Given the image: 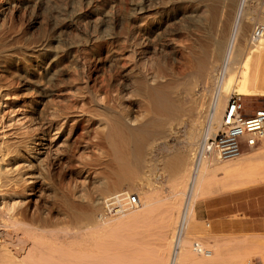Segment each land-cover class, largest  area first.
<instances>
[{"label": "bare ground", "instance_id": "6f19581e", "mask_svg": "<svg viewBox=\"0 0 264 264\" xmlns=\"http://www.w3.org/2000/svg\"><path fill=\"white\" fill-rule=\"evenodd\" d=\"M259 2L0 0V264H220L218 243L192 241L190 211L214 185L264 181V161L251 162L264 142L196 168L192 155L229 94L264 95L250 74L264 55V35L249 33ZM176 134L185 146L163 161L177 181L162 199L182 205L151 262V239L137 235L150 197L110 216L103 200L138 189L151 148L171 149Z\"/></svg>", "mask_w": 264, "mask_h": 264}, {"label": "rangeland", "instance_id": "374dc122", "mask_svg": "<svg viewBox=\"0 0 264 264\" xmlns=\"http://www.w3.org/2000/svg\"><path fill=\"white\" fill-rule=\"evenodd\" d=\"M241 1H244V0H241ZM261 1H263V0H258L259 4L257 6V9L255 10L254 17L252 20V24H251V27L249 29V33L252 30L253 25L255 23L261 21V19L264 18L263 14L260 10ZM241 8H242V6H241ZM236 20L238 21L239 19H236ZM258 60H259V64H258ZM220 66H221L220 63H218L216 65V67H218V68ZM235 66L238 67L239 64H235ZM187 70H189V69H182L180 71V73H185V72H187ZM257 73L260 75V77L264 76V55L260 54L258 52H254L253 55L251 56V59H250V74H251L252 80L254 79V77L256 76ZM219 74L220 75L222 74V70L219 71ZM219 74L217 73V75H219ZM220 75L218 76L219 78H220ZM217 81L219 82L220 79ZM242 100H243L245 112L248 114L252 113L254 110L259 109V108L264 109V95L263 96L248 97V98L242 97ZM178 135L179 134L173 135L170 138V142H173V147L169 150H167L165 147H162V146L151 148L152 152L148 156V159H149V164L152 166H151V168H149V170H147L148 169L147 168L145 170V173L141 175V179L138 180V183H139L138 189L130 190L129 188L126 187V189L129 190L128 193H137L138 197L142 201H145L147 199V197H150V199H151L152 204L147 206V209H144V214L147 215V218L144 221L145 224L143 223L142 226L138 227L139 233L137 234L138 236L143 235V237L146 240L151 239V244H149L150 240L147 241L148 242L147 244H149L151 246V249H152V251L149 250L150 253L148 252L149 255L151 254L150 255L151 257L148 255L149 260H150V258H152L151 262H152V260H155V259H153V257L155 254H157L156 252H158V249H159L160 240H158V237H159L158 232L161 231L160 230L161 224L164 221V217L168 214H171L173 219L175 218V221H176V219H177L176 217L178 216L180 207L182 205L181 204L182 201H181L178 209L176 210V207L174 208V203H173L174 199L173 198H163L162 199L163 196H168L170 194V191L172 192L174 190V186H172V184L174 185L176 183L175 181H177V180H175V181L173 180V179L177 178V176L174 178V176H175L174 174H176V173L174 171H173L174 173L172 172V174H171V172H167L170 169L168 170V167L166 166L167 164H164L163 161H165L166 158L172 157L173 154H175V152L178 151V149L184 148L185 144L179 140V139H182L181 138L182 134L179 135V137L181 136L179 139L177 138ZM263 142H264L263 138L260 139L256 143L255 147L256 146L260 147ZM246 149L248 150V148H246ZM241 156L242 155H239L238 158ZM261 157L262 156L258 157L256 160L251 159V162L256 163L257 161L259 162L260 160L264 161V159H263L264 156L262 157V159H261ZM246 161H248V160H246ZM96 170L97 169L93 168L90 173L92 175L98 173L99 171H96ZM69 177L70 178H67V179H68V181H71L72 179H74V174H71ZM146 179L150 180L151 183L145 182ZM66 180H65V183H67ZM263 182L264 181H262V180H259V181L254 182V183H248V182L243 183V182L237 181V183H235V185L231 184V186L234 188V189H231V191L239 189V188L247 187L250 185L258 184V183H263ZM214 186H212V188L210 190V192L213 191L211 193L212 195H209L210 194V192H209L206 195L207 197L203 196L201 198V200L212 197L214 195H217V193L214 192V190H215ZM172 187H173V189H172ZM79 188L80 189H78L79 190L78 193H80L85 198L88 196L94 195V193L98 190L95 182L94 183H92V182L86 183L83 187H79ZM215 188H216V186H215ZM122 191H126V190L123 189ZM220 192L221 191H219L218 194L230 192V190L225 191V192H221V193ZM107 195H110V194H107ZM201 200H197L194 203V205ZM85 205H86V208H88V209L90 208L89 210H91L93 208V206H91L90 204H85ZM106 214H108V213H106ZM108 215L110 216L111 214H108ZM148 217H149V219H148ZM189 217H190L191 221L188 224L187 231L190 233H195V235H193L194 237H192V241H196V242L203 241L211 248L213 247V245H215L214 243H218V247H220V249H221L220 252H221V256H222L220 264H264V233H259V234L258 233H252V234L218 233V234H216V233H212L210 231V228L207 225L208 222L198 220L196 218L195 210H194V212L190 211ZM79 223L76 222L74 224L75 225L79 224V226H80L81 222H79ZM147 225H149V226H147ZM175 225L176 224H173V226L170 229L171 235H172V233H174ZM172 229H173V232H172ZM150 230H151V232H150ZM136 232H138V231L136 230ZM157 235H158V237H157ZM212 235H214V236H212ZM112 240L116 241L117 239H112ZM119 244L120 243H118V241H116L115 243L113 242L109 246L112 249V252L114 249H121L122 245L118 247ZM149 245H148V248L150 249ZM154 249H156V251ZM119 252H120V255H122V252L121 251H119ZM156 257H157V255L155 256V258ZM155 261L153 263L157 264V261H158L157 258Z\"/></svg>", "mask_w": 264, "mask_h": 264}, {"label": "built area", "instance_id": "2783aa9c", "mask_svg": "<svg viewBox=\"0 0 264 264\" xmlns=\"http://www.w3.org/2000/svg\"><path fill=\"white\" fill-rule=\"evenodd\" d=\"M264 16V0L260 3ZM264 35V21L255 23L251 38ZM264 133V109L259 108L248 114L245 112L242 96L230 94L216 132L201 137L193 151V164L205 158L217 160L237 157L244 148L255 146ZM140 203L136 193H116L103 200L108 214L117 215L137 207Z\"/></svg>", "mask_w": 264, "mask_h": 264}, {"label": "crops", "instance_id": "0c3cea01", "mask_svg": "<svg viewBox=\"0 0 264 264\" xmlns=\"http://www.w3.org/2000/svg\"><path fill=\"white\" fill-rule=\"evenodd\" d=\"M194 210L212 233H264V182L203 199Z\"/></svg>", "mask_w": 264, "mask_h": 264}]
</instances>
